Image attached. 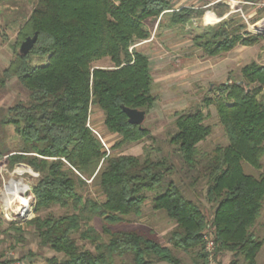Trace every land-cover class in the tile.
Listing matches in <instances>:
<instances>
[{"label":"trees","instance_id":"16d2710c","mask_svg":"<svg viewBox=\"0 0 264 264\" xmlns=\"http://www.w3.org/2000/svg\"><path fill=\"white\" fill-rule=\"evenodd\" d=\"M172 7V0H36L19 25L17 45L35 33L37 39L25 56L15 54L1 73L0 86L15 78L28 100L8 107L0 124L12 126L20 142L9 165L25 164L39 174L32 187L35 217L27 226L40 248L58 255L45 258V264H182L153 238L112 230L125 217L140 216L144 193L160 188L177 172L175 166L165 157L107 153L102 139L87 127L90 109L96 107L106 131L119 136L111 149L149 137L147 129L128 124L122 110L147 114L157 100L149 59L132 47L149 39L147 21L185 26L194 14L192 8L166 12ZM244 29L228 21L207 24L192 42L214 57L264 39V34ZM103 59L111 67L94 66ZM263 90L264 66L250 62L241 68L239 81L219 85L218 95L204 100L206 107L215 108L227 139V145L210 153L198 150L211 134L201 109L174 120L169 142L190 178L188 187L202 185L212 214L206 216L173 182L159 190L152 209L175 224L168 242L192 256L193 264H208L204 233L214 240L215 263L230 253L228 264H256L263 241L253 229L264 207V171L247 175L241 163L261 167ZM94 220L100 222V232L91 225Z\"/></svg>","mask_w":264,"mask_h":264},{"label":"rangeland","instance_id":"374dc122","mask_svg":"<svg viewBox=\"0 0 264 264\" xmlns=\"http://www.w3.org/2000/svg\"><path fill=\"white\" fill-rule=\"evenodd\" d=\"M34 2L36 0H0V78L2 71L19 51L21 43L17 45L18 28L30 13ZM172 6L173 9L166 12L192 8L194 14L190 21L185 26L174 27H164L166 24L163 21L161 22L163 26L159 27V19L155 22L147 21L145 26L150 33L149 39L132 47L144 53L149 59L153 78L152 92L157 99L142 124V127L149 131V137L114 150L111 147L119 140V136L106 131L102 112L92 107L88 121L89 126L102 139L107 149H110L111 154L140 157L148 154L154 159L165 157L177 169L174 175L164 179L160 188L158 186L153 191L144 193L146 201L140 216L125 217L123 222L113 226L112 230L135 231L153 238L170 248L182 264H193L192 256L175 249L168 242V234L174 229L175 224L164 212L152 209V199L160 194L159 190L165 189L169 182H173L182 189L183 196L195 202L206 216L210 217L212 214L211 206L204 199L202 185L198 184L193 189L188 187L190 178L180 169L178 152L169 142L175 131L174 120L180 113L199 108L206 116L205 125L211 128V134L198 144L199 152L210 153L217 146L227 145L215 108L206 107L204 100L216 97L219 85L239 81L240 70L246 64L256 62L264 66V39L253 46L237 45L227 53L210 57L193 44L192 38L205 25L215 26L221 21H228L233 26L243 25L245 28L243 31L252 35L264 34V0H172ZM208 15L212 16L213 20H209ZM94 66L109 68L111 63L108 59H103ZM262 97L264 98V90ZM27 100L28 92L15 78L0 86V121L8 107ZM19 144L14 128L0 124V264H45V258L58 255L46 248H40L27 226L35 217L32 187L38 182L39 174L25 164L9 165L8 157L15 154ZM241 165L245 174L257 177L264 171V156L260 169L253 168L245 162ZM20 184H23L26 190L16 196H21L30 209L28 218L24 220L16 216L22 202L17 200L12 202L4 196L8 188ZM91 193L97 195L94 189H91ZM52 211L60 213L57 208ZM91 225L97 231H101L98 220H94ZM15 228L21 229L22 233L15 231ZM253 233L263 241V246L256 257V264H264V207ZM79 244L83 242L79 241ZM231 260L232 254L224 253L218 256L216 264H228Z\"/></svg>","mask_w":264,"mask_h":264},{"label":"water","instance_id":"95a60500","mask_svg":"<svg viewBox=\"0 0 264 264\" xmlns=\"http://www.w3.org/2000/svg\"><path fill=\"white\" fill-rule=\"evenodd\" d=\"M37 39V34L35 33L33 37H27L19 46V55L25 56L34 46ZM124 114L127 117V122L130 125L138 126L142 128V124L145 121L146 113L137 109L122 108Z\"/></svg>","mask_w":264,"mask_h":264},{"label":"bare ground","instance_id":"6f19581e","mask_svg":"<svg viewBox=\"0 0 264 264\" xmlns=\"http://www.w3.org/2000/svg\"><path fill=\"white\" fill-rule=\"evenodd\" d=\"M208 17H210V15H208ZM24 190H26V187L23 186V184H20V185L15 186L12 192L6 191V193L4 194V196L6 198L11 199L12 202H15L16 200L22 202L20 204V207L18 208L19 210L18 213H16L17 215H19L18 219H24L26 216L30 214V212L28 211V208H29L28 203L22 200L21 196H16V195H19ZM25 210H27V212L24 213Z\"/></svg>","mask_w":264,"mask_h":264},{"label":"built area","instance_id":"2783aa9c","mask_svg":"<svg viewBox=\"0 0 264 264\" xmlns=\"http://www.w3.org/2000/svg\"><path fill=\"white\" fill-rule=\"evenodd\" d=\"M87 127L92 130V128L89 126V122L87 123ZM93 132L97 135V133L95 131H93ZM102 144H103L104 148L106 149L107 153H109V151H108L107 147L105 146V144L103 143V141H102ZM28 211L30 212V209H28ZM25 212H27V210H25L24 213ZM16 216H17V218L19 217V215H17V214H16ZM28 216H26L24 219L28 218ZM24 219H22V220H24ZM203 238L205 240V248H204V250H205V252H206V254L208 256V264H216L215 263V259H214V251H215L214 240H213V238L211 236H209L206 233H204Z\"/></svg>","mask_w":264,"mask_h":264},{"label":"crops","instance_id":"0c3cea01","mask_svg":"<svg viewBox=\"0 0 264 264\" xmlns=\"http://www.w3.org/2000/svg\"><path fill=\"white\" fill-rule=\"evenodd\" d=\"M15 186H16V185H15ZM15 186L12 187V188H8L9 190H8V189H6V190H8L9 192H12V191H13V188H15ZM6 190H5V191H6Z\"/></svg>","mask_w":264,"mask_h":264}]
</instances>
